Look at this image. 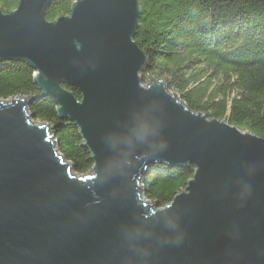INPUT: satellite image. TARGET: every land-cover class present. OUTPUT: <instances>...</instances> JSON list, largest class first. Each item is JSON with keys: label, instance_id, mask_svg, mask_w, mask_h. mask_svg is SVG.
Wrapping results in <instances>:
<instances>
[{"label": "water", "instance_id": "1", "mask_svg": "<svg viewBox=\"0 0 264 264\" xmlns=\"http://www.w3.org/2000/svg\"><path fill=\"white\" fill-rule=\"evenodd\" d=\"M53 1L0 9V62L35 71L94 165L75 174L33 96L0 99V264H264V137L143 83L140 0H76L48 20ZM154 165L194 170L165 206L143 196Z\"/></svg>", "mask_w": 264, "mask_h": 264}, {"label": "trees", "instance_id": "2", "mask_svg": "<svg viewBox=\"0 0 264 264\" xmlns=\"http://www.w3.org/2000/svg\"><path fill=\"white\" fill-rule=\"evenodd\" d=\"M20 0H0L4 12ZM76 0H54L47 19L69 15ZM134 40L149 57L144 84L162 79L170 91L209 118L225 120L264 137V0H140ZM25 62H0V99L33 96V119L49 123L57 148L77 175L94 165L77 125L60 118L57 104L35 84ZM81 98L74 87L64 85ZM193 167L152 166L143 181L145 197L170 203L193 176Z\"/></svg>", "mask_w": 264, "mask_h": 264}, {"label": "rangeland", "instance_id": "3", "mask_svg": "<svg viewBox=\"0 0 264 264\" xmlns=\"http://www.w3.org/2000/svg\"><path fill=\"white\" fill-rule=\"evenodd\" d=\"M150 81H151V79L149 80V82H147V83H150ZM145 85H147V84H145ZM40 122V121H39ZM40 123H43V122H40ZM142 188H143V196L145 197V193H144V187H143V183H142ZM146 198V197H145ZM147 199V198H146ZM148 201V200H147ZM149 202V201H148Z\"/></svg>", "mask_w": 264, "mask_h": 264}]
</instances>
